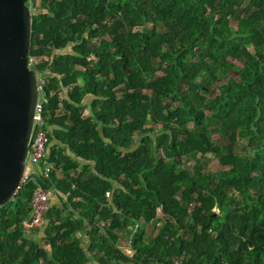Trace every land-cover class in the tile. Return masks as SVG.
<instances>
[{
    "label": "trees",
    "instance_id": "16d2710c",
    "mask_svg": "<svg viewBox=\"0 0 264 264\" xmlns=\"http://www.w3.org/2000/svg\"><path fill=\"white\" fill-rule=\"evenodd\" d=\"M40 1L55 171L0 206V264H264V0ZM38 186L61 202L26 229Z\"/></svg>",
    "mask_w": 264,
    "mask_h": 264
},
{
    "label": "water",
    "instance_id": "95a60500",
    "mask_svg": "<svg viewBox=\"0 0 264 264\" xmlns=\"http://www.w3.org/2000/svg\"><path fill=\"white\" fill-rule=\"evenodd\" d=\"M29 0H0V206L22 187L39 77L31 67L32 11Z\"/></svg>",
    "mask_w": 264,
    "mask_h": 264
},
{
    "label": "built area",
    "instance_id": "2783aa9c",
    "mask_svg": "<svg viewBox=\"0 0 264 264\" xmlns=\"http://www.w3.org/2000/svg\"><path fill=\"white\" fill-rule=\"evenodd\" d=\"M30 63H38V59L30 57ZM42 82L39 83L40 99L36 106L34 115L33 133L29 145V153L27 159V168L24 181L29 179L30 174L34 170L32 165H40L41 172L46 178H49L54 165L48 159L47 154V133L46 121L43 116L45 100L42 95ZM51 208V190L43 186H38L31 198V214L28 219L23 222L26 229L41 228L46 222V215ZM181 260H174L172 264H181Z\"/></svg>",
    "mask_w": 264,
    "mask_h": 264
},
{
    "label": "rangeland",
    "instance_id": "374dc122",
    "mask_svg": "<svg viewBox=\"0 0 264 264\" xmlns=\"http://www.w3.org/2000/svg\"><path fill=\"white\" fill-rule=\"evenodd\" d=\"M40 0H34V6L35 7H37V6H39L40 5ZM37 10L35 9L34 10V12H36ZM71 51V46H68V48L67 49H61V50H59V52H65V51ZM36 59H38V63L41 61V58H36ZM238 65H241L240 63H238ZM81 68L80 67H78V69L76 70V74L77 75H79V74H81ZM230 74L231 75H233V74H235V71H231L230 72ZM39 77V76H38ZM220 91V90H219ZM218 91V92H219ZM157 128H161V126H159V125H157L156 126ZM214 137H215V139L218 141V142H220V143H222V144H225V143H227L228 142V140H227V138H223V137H219L218 135H214ZM209 157V159L210 160H206L205 162H204V166H205V169L203 170V172L204 173H206V174H208V173H211V172H213V171H217L218 169H220V164L219 163H217V161L211 156V155H209L208 156ZM199 159V157H195V158H192V159H189V158H184L182 161L185 163V166H186V168L189 170V172L191 173V174H193L194 173V170H193V167H194V165H195V163H196V161ZM202 172V173H203ZM47 231H49V228H48V226L45 228V230L43 229L42 231H41V233L42 234H44L45 232H47ZM32 232V231H31ZM128 253H130V252H128Z\"/></svg>",
    "mask_w": 264,
    "mask_h": 264
},
{
    "label": "crops",
    "instance_id": "0c3cea01",
    "mask_svg": "<svg viewBox=\"0 0 264 264\" xmlns=\"http://www.w3.org/2000/svg\"><path fill=\"white\" fill-rule=\"evenodd\" d=\"M53 165H54V164H53ZM32 168L34 169V170H33L34 172H37V171L41 170L40 165H38V164L32 165ZM54 168H55V166H54ZM79 170H80V168L76 169L75 171H72L71 174H75V173H77ZM54 171H55V169H54ZM56 175H61L60 170H57V171H56ZM64 200H65V199H64ZM60 202H61L60 197H59L56 193L53 192L52 195H51V203H52V204H59ZM127 253H128V252H127Z\"/></svg>",
    "mask_w": 264,
    "mask_h": 264
}]
</instances>
